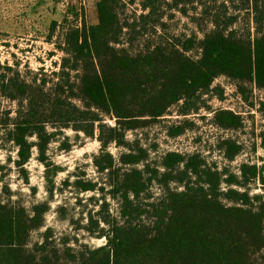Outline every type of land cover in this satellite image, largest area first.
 I'll list each match as a JSON object with an SVG mask.
<instances>
[{"label":"trees","instance_id":"trees-1","mask_svg":"<svg viewBox=\"0 0 264 264\" xmlns=\"http://www.w3.org/2000/svg\"><path fill=\"white\" fill-rule=\"evenodd\" d=\"M126 3L139 12L126 15ZM126 3L97 0L98 24L69 25L49 93L11 67L0 73V149H15L16 159L9 162L26 181L34 150L47 164L50 145L64 130L100 143L102 153L93 160L98 178L76 175L73 185L80 193H93L90 201L97 207L87 212L81 229L106 244L75 250L64 242L62 248L47 228L30 247L32 234L46 227L54 186L46 201L30 207L13 201L5 186L0 264H255L253 256L264 255V194L250 191L258 182L264 185L258 166L243 163L237 174L209 165L200 154L168 152L155 167L141 140L129 141L127 135L171 115L175 107L181 117L198 114L207 107L204 96L220 92L213 87L220 77L232 80L245 99L250 85L264 90V0H206L200 16L192 18L200 30V21L212 27L201 30L202 39L166 35L160 0ZM164 3L188 15L183 0ZM243 13L252 20L254 37L250 30L234 29ZM57 26L52 23L51 36ZM195 50L196 59L188 55ZM3 99L16 103L15 117L1 111ZM258 111L264 115V101ZM214 125L238 130L242 119L220 110ZM194 127L185 118L167 134L177 138ZM111 145L124 151L116 158L106 151ZM71 147L68 138L61 142V150ZM219 150L232 162L242 146L225 139ZM4 169L0 166L1 181ZM155 184L163 191L157 202L150 194ZM110 201L117 203L118 216Z\"/></svg>","mask_w":264,"mask_h":264},{"label":"rangeland","instance_id":"rangeland-1","mask_svg":"<svg viewBox=\"0 0 264 264\" xmlns=\"http://www.w3.org/2000/svg\"><path fill=\"white\" fill-rule=\"evenodd\" d=\"M160 1L165 10L163 32L166 35H195L202 39L201 30L212 28L200 21V30L199 25L192 21L193 16H200L202 3L206 0H183L188 11L187 16L177 10H169L164 2L170 3L171 0ZM232 11L231 8L229 12ZM125 12L130 16L139 11L136 5L126 3ZM66 18L68 19L64 23ZM83 21L89 26L98 24L97 0H0V73L5 72V67H11L18 70L24 80L36 81L40 89L49 93L60 69L65 31L69 25L81 26ZM53 22H58V26L51 36ZM234 29L241 33L250 30L254 37L252 20L245 13L241 14ZM159 30L161 33V29ZM188 55L196 59L199 54L195 50ZM213 87H219L222 97L220 92L204 96L207 107L198 114L181 117L177 115V108H172L171 115L155 121L146 129L128 133L127 139L133 141L137 136L149 150V163L155 167H160L163 156L168 152L200 154L209 165L219 169L226 167L237 174L243 163L257 165L264 178V115L258 111L260 103L264 101V90L250 85V92L245 99L238 92L235 83L226 77L218 78ZM220 110H231L239 115L242 119L241 128L223 130L216 127L214 115ZM1 111H10L11 116L15 117L17 105L3 99ZM185 118L193 122L195 127L180 137H169L167 128ZM108 123L113 122L108 120ZM63 132L50 145L47 164L37 160V152L34 150L31 160L25 166L28 181L9 162V157L16 159L15 149L12 146L0 149V166H5L4 180H0V197L5 199L3 188L6 186L12 193L13 201L19 200L30 207L46 201L49 198L48 188L54 186L51 209L45 219L46 227L32 234L30 247L41 240V234L47 228H51L53 241L62 248L66 242L68 247L75 250H79L81 246L96 249L104 246L106 239L89 236L81 229L86 224L87 212L97 209L95 203L90 201L94 194L78 192L73 182L76 175L82 174L86 179L98 178L93 160L102 153V148L98 141L87 139L81 133L77 135L72 130ZM66 138L72 145L69 151L60 149L61 142ZM225 139H231L242 146L240 154L232 162L227 161L219 150V142ZM106 151L117 158L124 149L111 145ZM66 180H69V185L65 186L63 183ZM171 188H176V185H171ZM250 191L252 195L264 194V185L258 182L251 186ZM150 194L152 201L157 202L163 194L162 188L155 184L151 187ZM110 203L112 214L118 216L117 203ZM253 262L264 264V255H254Z\"/></svg>","mask_w":264,"mask_h":264},{"label":"water","instance_id":"water-1","mask_svg":"<svg viewBox=\"0 0 264 264\" xmlns=\"http://www.w3.org/2000/svg\"><path fill=\"white\" fill-rule=\"evenodd\" d=\"M98 134H99V132L96 133V135H98Z\"/></svg>","mask_w":264,"mask_h":264}]
</instances>
